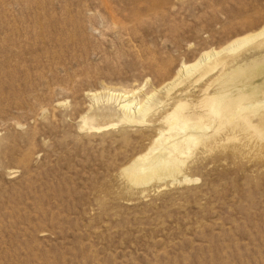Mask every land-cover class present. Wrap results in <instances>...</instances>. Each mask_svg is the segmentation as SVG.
Returning <instances> with one entry per match:
<instances>
[{
	"label": "rangeland",
	"instance_id": "rangeland-1",
	"mask_svg": "<svg viewBox=\"0 0 264 264\" xmlns=\"http://www.w3.org/2000/svg\"><path fill=\"white\" fill-rule=\"evenodd\" d=\"M132 1L0 0V264H264V145L199 149L191 181L145 189L120 169L157 123L105 115L109 92L163 98L264 0Z\"/></svg>",
	"mask_w": 264,
	"mask_h": 264
},
{
	"label": "bare ground",
	"instance_id": "bare-ground-1",
	"mask_svg": "<svg viewBox=\"0 0 264 264\" xmlns=\"http://www.w3.org/2000/svg\"><path fill=\"white\" fill-rule=\"evenodd\" d=\"M258 22L243 16L248 31L218 49L204 48L188 62L183 61L173 79L161 88H166L163 98L153 103L150 99L156 92L143 102L128 99L127 93L107 94L117 103V109H105L108 117L119 115L123 123L150 121L158 125L151 145L120 169L132 185L145 188L168 178L172 183L191 181L184 167L188 158H197L199 149L217 145L226 150L224 145L238 138L239 143L228 149L232 155L264 145V21ZM3 52L0 71L7 64L11 67L13 59L9 51ZM179 85L182 87L176 90ZM93 98L99 97L95 94ZM162 106L167 107L159 111ZM97 118L91 115L84 123Z\"/></svg>",
	"mask_w": 264,
	"mask_h": 264
}]
</instances>
